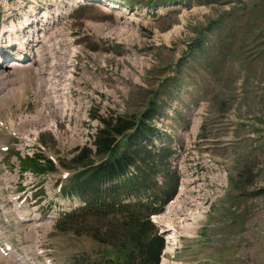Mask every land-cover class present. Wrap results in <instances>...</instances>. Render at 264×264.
Instances as JSON below:
<instances>
[{
    "label": "rangeland",
    "instance_id": "1",
    "mask_svg": "<svg viewBox=\"0 0 264 264\" xmlns=\"http://www.w3.org/2000/svg\"><path fill=\"white\" fill-rule=\"evenodd\" d=\"M117 1L127 10L123 14L89 0L79 3L73 22L68 19L60 30L63 43L75 32L73 44L100 54L91 59L99 66L96 77L82 84L74 101L79 107L59 125L36 129L32 109L21 114V133L6 130L2 121L16 126L21 110L33 107L36 81L33 70L21 73L23 80L16 79L17 83L11 81L12 75L11 80L0 78V143L9 146L7 152L0 150V186L14 183L15 191L24 192L20 199L32 192L23 203L24 211H31L26 217L54 216L51 221L33 217L21 223L13 203H7L6 211L15 221L1 222L0 245L9 240L20 256L28 249L23 264H46L47 259L53 264H79L83 259L118 257L110 245L67 229L61 214L80 200L56 196L57 185L46 180L47 175L40 183L47 193L40 196L37 180L16 172L21 173L20 165L29 157L22 154L32 156L42 147L45 151L37 153L56 159L55 175L69 177L73 168L66 165L82 147H93L102 117L110 112L140 116L155 107L156 123L175 134L181 178H194L195 192L214 193H207L204 203L199 200L206 209L200 219H189L192 223L186 217L195 211L188 199L183 201L185 193H178L179 205L175 202L161 212L165 216L160 221L163 218L168 226L156 224L165 241L161 264H264V0ZM8 16L17 20L25 14L4 12L3 19ZM7 24L0 20V28ZM177 26L179 33L171 35ZM57 68L54 80L61 83L68 72L60 63ZM24 142L33 145L24 147ZM68 177L61 183L66 184ZM180 219L188 222L184 229L177 224ZM17 259L0 257V264L24 261Z\"/></svg>",
    "mask_w": 264,
    "mask_h": 264
},
{
    "label": "trees",
    "instance_id": "2",
    "mask_svg": "<svg viewBox=\"0 0 264 264\" xmlns=\"http://www.w3.org/2000/svg\"><path fill=\"white\" fill-rule=\"evenodd\" d=\"M155 117V107L140 116L110 112L101 118L93 147H82L66 165L75 172L62 195L80 200L62 218L67 229L119 252L116 258L79 264H161L165 241L151 216L175 197L180 173L173 163L175 138L155 126ZM36 160H26L24 167L56 169L50 159Z\"/></svg>",
    "mask_w": 264,
    "mask_h": 264
},
{
    "label": "bare ground",
    "instance_id": "3",
    "mask_svg": "<svg viewBox=\"0 0 264 264\" xmlns=\"http://www.w3.org/2000/svg\"><path fill=\"white\" fill-rule=\"evenodd\" d=\"M74 2L75 0H31V2L27 3L24 0H0V15H2V19H1L2 23H4L5 21L8 23L7 24L8 26L19 28V33L17 34L19 39L16 42L17 45L12 44L8 49L2 50L0 52L1 53L0 58L3 57L7 58L10 55H12V57L16 55H20L25 59V61L22 64H20V62L17 61L18 59L16 58L5 61L4 62L5 67L3 68V70L9 73L7 72L4 73L3 70L0 69V78L2 79L8 78V80H11L10 73L13 74L16 71L24 72L23 68L28 70H33L34 78L36 81L35 82L36 86H34L35 93L33 96L34 118L36 119V124L38 125L36 126V129L37 127L43 128L46 125L53 126L56 125V123H58L59 125L61 120L65 121L66 115L71 114L72 110H74L76 107H79V105L76 106L74 101L75 100L77 101V95L80 92L79 89L82 88V84L90 83V81L93 80L94 77H96L97 70H99V66L95 65V63L91 59H93V57H95V59L98 58L100 52L96 53V51L91 50L89 48H85L83 51H81L82 49L81 50L79 49L81 47L73 44L76 35L73 34L72 32L69 33V36L66 39L65 43H63V41L60 39V30L62 29L63 25L68 21L69 13L71 11ZM20 11L25 14V17L22 19L16 20L11 16H8V18L3 19L4 12L10 14L11 12H20ZM39 25L40 27L41 26L42 27L41 28L38 27ZM180 29L181 27L177 26L171 31L170 34L171 35L178 34ZM101 30L102 28H100L97 31H101ZM94 36L97 38H101L97 35ZM109 37L110 39H113L111 36ZM1 44L4 45V48H6L5 42H2ZM65 53H67L66 60H64L63 57ZM25 54H27V56ZM95 59L93 60L95 61ZM11 61H14L18 64L12 65L10 63ZM1 62L2 61L0 59V63ZM52 62L54 64H51ZM59 63L60 65H62V69L64 70V72H68L66 78L61 83L56 82L54 80V75H55L54 70H58L57 67ZM2 75L4 76L2 77ZM46 77H51L52 79L50 81H47ZM92 85H94V83ZM83 90H87V92L90 95H92L91 93L92 91L86 85L83 86ZM87 98H90V96ZM24 122H27V120L22 121L21 125ZM157 125L160 126L159 123ZM100 126H102V124H100ZM10 131H14V130L10 129ZM187 177L188 175L184 179H182L183 186L181 187V191H183V193L186 194L184 196L183 201L187 203L185 199H188L189 202L192 204L193 210L195 212H189L187 214L186 219L196 221L197 219L201 218V216L203 215L206 209V206H204L205 204L203 205L199 200H201L204 203L203 201L204 197L211 190L206 192L205 194L195 192L194 183H193L194 178L188 180ZM198 183L200 182H197L195 186H197ZM188 186H190L189 191L187 190ZM211 194L213 195L214 193L211 191ZM170 204L171 205L175 204V201H173ZM170 204L168 206H170ZM176 204L179 205L180 203L176 201ZM189 208H190V204H189ZM164 216L165 215H158L156 216L157 217L156 219L160 221L161 220L160 218L161 217L164 218ZM162 221L159 222L161 228L167 229L168 226L164 225ZM184 222L181 219L177 221V224L180 225L179 227H181V229H184L185 226H188V225H184V224H188V222L187 223ZM173 229L174 228H172V230ZM169 234L171 233L169 232ZM29 235L30 232H28V236ZM170 237L171 235H167V238ZM172 240L174 241V239ZM6 244L7 247L11 248V243L9 241ZM0 257L12 261L14 260V262L19 261L13 250H11L8 254L3 253L0 250ZM48 263L52 264V262L50 261H48Z\"/></svg>",
    "mask_w": 264,
    "mask_h": 264
},
{
    "label": "water",
    "instance_id": "4",
    "mask_svg": "<svg viewBox=\"0 0 264 264\" xmlns=\"http://www.w3.org/2000/svg\"><path fill=\"white\" fill-rule=\"evenodd\" d=\"M155 222H156L157 225H160L158 221L155 220Z\"/></svg>",
    "mask_w": 264,
    "mask_h": 264
}]
</instances>
